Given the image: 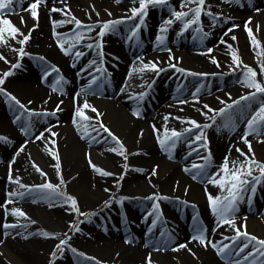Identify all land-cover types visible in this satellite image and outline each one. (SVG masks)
Here are the masks:
<instances>
[{"label":"bare ground","instance_id":"6f19581e","mask_svg":"<svg viewBox=\"0 0 264 264\" xmlns=\"http://www.w3.org/2000/svg\"><path fill=\"white\" fill-rule=\"evenodd\" d=\"M171 1L173 4L177 0ZM32 2L18 0L11 14L3 16L24 35L34 30L23 45L7 32L3 34L7 43L0 44V55L8 61L0 59V78L5 72L12 73L0 85V137L6 138L0 141V205H4L0 207V264H149V257L151 264H230L239 260L235 249L231 257L227 252L222 256L207 243L220 247L231 243L225 237L235 236L227 224L218 226L208 201L209 195L223 197L227 192L208 181L224 175L220 168L226 156L229 168L232 161L244 160L236 149L264 164V126L246 136L251 153L242 139L248 132V121L264 105V94L241 100L254 91L242 85L243 73L229 78L232 85L219 87L223 64L232 63L233 53L237 58L248 57L259 44L264 56V30L257 32L258 39L253 43L243 24L256 18L264 27V0H230L231 15L206 32L205 38L200 32L190 38L192 29L204 17L187 30L181 27L183 21L169 16L161 20L147 16L143 23L139 17L126 21V12L140 7L133 0H44L38 5L35 20L29 10ZM182 4L183 0L177 3L178 12L197 7L195 3ZM53 7L69 10L72 17L83 25H92L93 30L77 29L67 22L70 17L63 11L52 12ZM147 15L154 16L153 11L147 10ZM190 18L191 14L185 20ZM169 19L173 23L165 24ZM113 21L120 23L103 37L98 36L100 26ZM161 28L167 31L161 33ZM138 32H142V38L137 37ZM77 33L83 34L78 43L82 45L71 47ZM157 34L163 36L162 44ZM126 35L128 44H124ZM22 38L18 35L16 39ZM59 43H64L68 55ZM131 43L135 44L130 47ZM97 44L104 46L102 62ZM20 47L25 53L22 56L12 50ZM77 51L85 53L77 57ZM15 64L19 67H12ZM150 64L164 71L157 73L145 67ZM141 68L144 70L139 71ZM175 73L181 78L174 77ZM93 80H97L95 85ZM237 100L239 104L227 108ZM85 101L101 115L84 109L91 119L81 121L76 117L77 107ZM20 104L25 107L20 108ZM216 105L223 107L216 108L215 113L226 111L209 123L215 115L209 109ZM52 112L54 116L48 115ZM219 119H225V124L219 125ZM189 120L201 127L193 128L186 123ZM48 121L50 125H46ZM97 121L118 138L123 155L109 150L119 146ZM81 125H87L86 131ZM18 126L25 135L19 133ZM166 130L183 135L174 145L169 141L162 147L158 137L164 139ZM201 132L207 136L206 148L201 146L203 140L193 143ZM41 134L43 138L37 139ZM95 137L101 144L94 146ZM206 157H210L207 163ZM177 160L203 165V170L182 166ZM93 165L111 175H100ZM10 175L34 190L19 188L10 181ZM252 175L259 176V170L254 169ZM44 183L56 187L59 195L40 190L38 186ZM255 186L257 192L243 193L231 216L237 227L246 225L251 236L264 240V177ZM11 192H23L24 196L11 197L12 202L7 203ZM69 196L75 200L76 210L71 201L62 199ZM153 204L159 206L158 211L153 210ZM146 207L150 211L143 212ZM14 209L25 213L26 218L12 215ZM112 217L113 222H109ZM73 223L69 233L67 226ZM5 224L17 227L5 228ZM198 229L203 231L205 244L192 240ZM61 241L67 242L61 245L63 251L57 248ZM179 245L186 247L171 250ZM246 250L254 251L251 246Z\"/></svg>","mask_w":264,"mask_h":264},{"label":"snow or ice","instance_id":"6c2138e0","mask_svg":"<svg viewBox=\"0 0 264 264\" xmlns=\"http://www.w3.org/2000/svg\"><path fill=\"white\" fill-rule=\"evenodd\" d=\"M44 2V0H34V2H32L29 6V10L31 12V16L32 18L35 20L38 18V5L40 3ZM116 3H120L121 0H115ZM225 3L230 2V0H224ZM14 3H18V0H0V44H6V40L4 39V33L7 32L8 34H10V38L15 40L16 43L23 45L25 43H27V41L30 39V34L31 31L34 30H30L28 35H24L23 33L20 32V30L8 19H4L3 16L5 14H11L12 11V6ZM133 3H139L140 7L137 8H132L130 11L132 13L131 17H129V19H136L137 17H139V21L140 23H143V18L146 15V9L148 7V5L150 4H156V5H164L167 4V0H133ZM195 3L197 5V7L195 8H191L189 9L188 12H175L173 11L172 15L175 17L176 21H183V27L185 30H187L191 25H195V24H199L200 22V17L201 14L204 10L205 7V0H183V4L182 6H187L188 4H192ZM52 12H57V11H63V13L67 14L70 19L67 21L68 23H74L75 27L77 29L79 28H86L88 31H92L93 30V26L92 25H83L81 21H79L78 19H76L75 17L71 16V13L69 10L64 9V10H60L57 9L55 7H53L51 9ZM189 14H191V18L188 20H185L186 17H189ZM207 15L211 16L212 14L210 12L207 13ZM213 19L215 20L216 18L213 17ZM23 18H21V23H23ZM120 23V21H113L112 24L110 25L109 23H104L103 25H101V30L98 33V36L103 37L105 35V33L107 31H109L115 24ZM173 23V21L171 19L165 21V24L167 25H171ZM138 27V25H137ZM167 28H161V33L166 32ZM197 31H199V29H197ZM231 31V29H230ZM246 31H248L249 35L251 36V30L247 28L246 26ZM22 36V39H16L17 36ZM55 35V33H54ZM133 36L136 35V32L132 33ZM83 38V34L82 33H77L75 36V41L78 44L79 41ZM233 40H235V37H232ZM157 40L159 41V43H163V36H158ZM223 43V41H221ZM253 43H255V41L253 40ZM58 46L61 48V50L64 52L65 55L69 54V50H66L64 47V43H59ZM75 44H73L71 47H74ZM88 48H92L91 44L87 45ZM97 47H100L99 44H97ZM230 49V46H229ZM13 51H17L18 54L20 56L24 55V49L23 47H20L19 49H12ZM231 50V49H230ZM75 55L77 57L82 56L83 53L77 51L75 53ZM98 55L101 56V62L103 59V53H98ZM0 59L5 60V62L7 63V59L0 55ZM171 59V57H170ZM232 60L233 63L237 64V66H239V61L238 58L236 56L235 53L232 54ZM213 63H217L214 59L212 61ZM217 66H219L217 64ZM12 67H19V64H15L12 65ZM146 68H150L151 70L156 71L157 73L164 71V69H159L156 67L155 64H150V65H146ZM171 67H175V65H171ZM98 71H100V69H97ZM144 68L139 69V71H143ZM53 72L57 71V69L53 68L52 69ZM176 71L178 72H182L184 70L177 68ZM11 72H5L3 74V78H0V85H2L4 83V78H6L7 76L11 75ZM190 75L192 73H189ZM206 75V74H204ZM257 72L255 70H253L252 68H247V71L243 72V80H241V83L244 87L249 88V89H254V91L247 96H242L241 100L247 101L249 99H254L256 95L258 94H264V84H262L261 82H258L256 77H257ZM260 75H264V65L261 66V72ZM57 84H60L61 81L57 80L56 81ZM92 83H95V80L92 81ZM53 91H56V88H53ZM84 90L82 89V92ZM4 95L7 96V93H4ZM143 94L141 95L142 98ZM9 100H13L14 98L11 96H8ZM16 103H19L18 101H16ZM221 103H224L223 101H221ZM240 101H234L233 104H229L227 105V108L230 109L232 108L234 105L239 104ZM20 108H24L25 106L20 104L19 105ZM207 107V106H205ZM84 109H90L92 112L96 113L97 117H99L101 114L99 112H97V110L92 107L91 105H89L87 103V101H85V103L82 106H78L77 110H76V117H79L81 121H87L90 120L91 118L88 117L87 115H85L84 113ZM59 110V105H57V111ZM25 111H27V109H25ZM209 111H213L212 109H209ZM224 111H226V109H221L219 112H216L215 115L211 118L213 121H215V117L218 115H223ZM136 113H134L135 115ZM203 114V113H202ZM29 115H31V113H29ZM48 115H55V112L49 113ZM17 119H19V117H17ZM165 119H167V117H165ZM74 124L77 123L76 120L73 121ZM99 123V121H97ZM186 123H189L191 125H193V128H200L201 126L199 124H197L195 121H186ZM82 127L85 128V131L87 129V125H81ZM211 125H204V128L210 127ZM264 126V105H262L258 111L255 112L254 115H252L251 119L248 121V132L245 133V136L242 137L243 142L245 144L248 145V149L249 152H252V148L251 145L249 144V142L246 139V136L252 132H257V129ZM99 128L103 129L104 132H106L108 134V136H110L112 138L113 141H115L116 145H118L119 147L116 149H109L110 151H117L118 154L123 155L124 153V149H123V145L120 143V141L118 140V138L111 133V131L104 126L102 123H99ZM95 130V129H94ZM50 131V130H49ZM154 131H157L154 128ZM192 129H185V132H191ZM183 134L180 132H176L175 130H172L171 133L169 134L167 132V130L164 133V139H160L158 137V142L161 144L162 147H164L166 144H168L169 141H172L173 145L175 143L176 140H179L181 138ZM37 139H41L43 138V134H41V136H37ZM83 138V137H82ZM6 138L4 137H0V141H4ZM203 140L204 143L201 145L203 147L206 148L207 143H206V138L203 135V132H201L199 135H196L194 137L193 143L199 142ZM49 143L54 145V141H49ZM46 149H47V145H46ZM20 151H23V148L20 149ZM236 151L239 153L240 156L244 157V160L241 161H232V168H229V160L228 157L226 156L224 158V163L222 164L221 168H220V172H223L224 175L220 176L219 179H216V177H212L211 179H209V183H212L216 186H218L220 188V190L222 192L226 191L227 195L226 196H216L215 198H213L211 195L208 196V201H209V205L212 209V213L214 216L217 217V223L218 226L219 225H223V224H227L230 228H232L235 231V236L233 237H225L224 239L226 240H230L231 243L230 244H223L222 246L218 247L216 244L212 243L211 241H208V244H211V246L213 248L216 249L217 254L218 255H224L225 252H227L228 257H231L233 255V249H235L234 255L235 256H241L243 254V259L242 260H235V261H231L230 264H244L245 261H249L250 264H264V240H260L254 236H251L247 231H246V225H241L240 227H237L235 225V220L232 218L231 214H233L236 211V203L239 200L243 199V193L245 192H252L254 193L256 191L255 188V184L256 183H260L261 181V177H264V164H261L259 162H257L255 160L254 155L253 156H249L247 154H245L243 151H241L240 149H236ZM51 155L53 156L54 159L57 160V165L56 167L59 168V163H58V156L53 152L51 153ZM125 159H127V157H125ZM210 159V157H206L205 161L207 163V161ZM91 164V162H90ZM34 168H36V171L40 172L41 175H45L43 172H41V170L36 166L33 165ZM94 171L98 172L100 175H111L110 173L107 172H103L100 169L96 168L94 165L92 166ZM193 168H201V170H203V166L200 165H193ZM254 169L259 170L260 175L259 176H253L252 172ZM188 171V170H186ZM153 175H155V170H153ZM248 177H251V179H248ZM195 179V176L193 177ZM122 179V177H121ZM10 181L17 183L19 185V188L21 189H26L28 192L33 191L34 189H29L27 188V186L20 184L19 179H15L12 180L11 179V175H10ZM63 183V181H61ZM38 188L40 190H45V191H49L51 193L54 194H58L57 193V188L54 187L52 184L50 183H44L43 185L38 186ZM24 196L23 192H11L9 193V197L10 199L7 201V203H11V197H15V196ZM62 199L67 202V201H71V206L74 210H76V202L72 197H62ZM149 199H152L151 197H149ZM0 207H4V205H0ZM153 210L154 211H158L159 206L157 204H153ZM12 215L17 216V217H25V213H23L22 211L19 210H12ZM26 218V217H25ZM159 218V217H157ZM5 228L8 227H17V225H8L5 224L4 225ZM26 227V226H25ZM241 228H244V231H241ZM78 230V228H77ZM198 231V235H194L192 237L193 241H198L201 244H205V238L203 235V231L202 230H197ZM67 242L66 241H61L60 244L57 245V248L60 251H63V249L61 248V245H65ZM250 246L254 249V251H248L246 252V249H249ZM186 245H179L177 248H173L171 249L172 251H178L180 248H185ZM74 251V250H73ZM55 255V254H54ZM149 264H151V259L149 257Z\"/></svg>","mask_w":264,"mask_h":264},{"label":"rangeland","instance_id":"374dc122","mask_svg":"<svg viewBox=\"0 0 264 264\" xmlns=\"http://www.w3.org/2000/svg\"><path fill=\"white\" fill-rule=\"evenodd\" d=\"M122 1H124V0H122ZM179 1L180 0H177L176 2H174L172 4L171 0H167V4H164V5L150 4V5H148L146 10L151 9L153 12H155L157 14L156 18H159V16H160V19L163 18V16L174 17L172 15V13H173V11L178 12L177 11V8H178L177 3ZM172 5L176 9H173L171 7ZM228 7H229L228 3H225L224 0H219V3H217V4L213 3L212 1H206L204 10L201 14V17L202 18L204 17L203 18L204 20L200 25H197L192 29V32H194V35H196L197 33L200 34L199 32H201L202 37L204 36V38H205L206 32L211 31L215 26H217L220 22H222L228 16L231 15V14H229V10H228L229 8ZM208 12H210L212 15L211 16L207 15ZM130 15H132L131 11L126 12V18H129ZM213 17H215L216 19L214 20ZM243 24L245 27L247 26V28L251 30V37L253 40L258 39L257 38V32L258 31L264 30V27L261 25V23L259 21H257L256 18H254L253 20H251V19L245 20ZM181 27H183V23L181 24ZM197 29H199V31H197ZM118 32H119V30H118ZM120 32H121V30H120ZM158 35L159 34H157L155 37L157 38ZM190 38H193V37H190ZM257 42H259V41H257ZM238 61H239V66H237V64L233 63V61H232V63H229L228 66L223 64L225 69L223 71H221L222 73H220V75H219L223 79V82L219 83L220 88L222 86L228 87V86L232 85L233 81L231 79L236 78L240 73L247 71V68L255 69V71L258 74L257 78L259 79V82L264 84V75H260L261 66L264 65V56H263V52H262L259 44H258L257 50L250 53L248 57H246V56L245 57L244 56L238 57ZM200 75H204V74H200ZM205 76H207V74ZM229 78H231V79H229ZM248 103H250V101ZM221 107H223V106L216 105V107L213 109V112L211 114L213 115L215 113L214 110L216 108L218 109ZM13 109H15V106H13ZM248 113L251 115L250 112H248ZM216 118H217V116L215 117V119ZM211 122H212V119L209 120V123H211ZM50 124H51V122L48 121L46 125H50ZM218 124H220V125L225 124V120L220 119ZM18 130H19V133L23 132V130H21V128H19ZM105 137L107 138V136H105ZM93 139L95 140L94 146H97V145L101 144V142H102L97 137H95ZM178 163L180 165H183V166L184 165H190V163H188L186 161H180V162L178 161ZM146 210H147V208L144 210V212H146ZM73 225H74V223L72 225L67 226V230L69 233H71V231L73 229ZM59 228H60V230H63V226H61V227L59 226ZM246 252H247V250H246ZM238 259L242 260L243 254L241 256H238ZM245 262L250 264L249 261H245Z\"/></svg>","mask_w":264,"mask_h":264}]
</instances>
